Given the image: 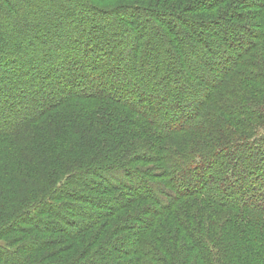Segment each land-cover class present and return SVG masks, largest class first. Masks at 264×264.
<instances>
[{"label": "trees", "instance_id": "1", "mask_svg": "<svg viewBox=\"0 0 264 264\" xmlns=\"http://www.w3.org/2000/svg\"><path fill=\"white\" fill-rule=\"evenodd\" d=\"M168 1L93 10L87 0H0V16L13 21L5 29H15L8 40L0 38L4 137L82 98L117 105L116 122L96 130L127 135L122 147L133 152L123 157L110 150L114 156L99 164L56 158L63 170L46 197L56 190L72 198L66 185L93 168L109 182L102 190L107 196L85 200L96 206L81 212L90 222L65 220L75 230L47 228L36 215L61 218L59 206L46 198L33 203L0 230L22 235L35 223L33 231L50 233L44 243L54 250L45 252L42 239L32 244L23 235L0 243V264H264V0H201L211 3L201 6L204 13L217 11L218 18L202 24L188 18L184 4L179 14L168 11ZM183 21L208 52L189 39ZM202 27L221 33L207 36ZM205 79L210 87L203 89L198 82ZM140 163L149 167L127 166ZM23 220L29 228L19 226ZM59 234L64 241L53 237ZM84 234L88 238L78 241L85 246L58 248ZM22 251L40 257L22 260ZM66 251L70 258L60 259ZM102 255L110 260L97 262Z\"/></svg>", "mask_w": 264, "mask_h": 264}, {"label": "rangeland", "instance_id": "2", "mask_svg": "<svg viewBox=\"0 0 264 264\" xmlns=\"http://www.w3.org/2000/svg\"><path fill=\"white\" fill-rule=\"evenodd\" d=\"M87 1L93 10L97 8H99V10H113L117 7L134 5V3L131 2L138 0H112L110 2H95L92 0ZM183 4L185 6V10H187L186 12H188V18L193 19L198 24H202L203 22L209 23L210 21L218 19L216 10H214L216 12L204 13L206 11L205 9H202L203 7L201 6L209 7L211 3H206L204 5L201 3V0H185L182 4L181 0H169L168 11L179 14L181 11H184L182 9L180 10ZM242 6H244V4H238L236 8L240 9ZM177 7L180 8L177 9ZM196 7L198 8L195 9ZM174 8H176V10H174ZM17 19L20 18L17 17ZM92 19L98 21L97 16L93 17ZM11 22L13 21L9 16L1 14L0 38L8 40L12 35V32L15 31V29L13 30L10 27L8 30L5 29V25H10ZM185 23L186 22L183 21L181 26L187 33L188 37L190 35L189 39L193 43L198 44L199 49H204L206 52H208V50L204 48V44L200 43L199 38L197 39L196 34H192L191 32L187 31V24ZM160 29L162 31L161 33L163 37L168 36L165 28ZM201 29L207 36H216L218 33H221L220 29L216 30L214 27H202ZM43 36L44 35H42V37ZM28 42H30V40L27 37L26 39H23L22 44L26 45ZM14 47L15 46H10L9 50L15 51L16 49H14ZM176 56H178V59L180 60L181 57L179 55ZM195 57V54H190V62H195ZM200 68L204 69V72H208L214 76L216 75L215 72H212L209 67H206L203 64H200ZM172 76L176 75L173 73ZM187 78L191 79L189 75ZM198 83L203 89L210 87V82H208L207 79ZM173 87L175 86L173 85ZM15 90L16 89L14 88L12 92ZM23 91L27 90L24 89ZM23 91H20L19 93H22ZM75 100L76 103H73L74 107L70 110H63V112L54 113L58 115L53 116V114L47 121L37 123L34 126L31 124L32 127L28 126L27 124V126L31 128L25 129L27 128L25 127L24 129L16 132V134H12L11 136L9 135V137H4V134L7 132L3 133L0 131V226L8 223L17 214L22 213L23 210L29 208L33 203L39 202L41 199L45 200V198L47 201L59 206V211H61L60 213L62 214L61 218L59 216L54 218L53 216L46 217L36 215L38 219L44 220V222L47 224V228L53 227L54 224H57L62 228L72 229L73 227L68 226L65 223V220L75 221L78 224H86L90 222L88 218L84 217V214L86 211L93 212L96 206L94 201L85 200L88 198L101 200V198H103L102 196H107L102 194V190L107 189L106 186H109V182H105L103 177H99L100 174L98 172V168H93L90 172L84 175L85 177L81 175V177H79L77 180L66 185V188L69 190L71 189L72 192H74V196H71L72 198L69 196L72 194L69 193L68 195V192L67 194L65 192L66 196H64L62 193H59L56 190H54L50 196L46 197V194L55 187L54 184L58 179H60V171L63 170V167L55 166V159L59 158L61 160L58 163L70 162L72 164H76V162H87L94 160L92 162H98L97 164H99V162L105 161L107 155H111L112 157L114 156L110 153V150L113 149L118 150L121 154H123V157L131 155V153L133 154L132 151L129 152L126 150V148L122 147L126 145L124 142L128 141L127 135L109 137L110 135L107 134L105 136H100V131L96 130V127L100 126V123L107 124L106 121L116 122L115 116L119 117V114L117 113L118 109L115 108L117 105L110 103L111 106H105L103 102L100 103V101H86L82 98H75ZM126 110L127 109L122 108L120 109V113L122 114L127 112ZM66 116L74 118L70 121L71 123L62 122V119ZM126 128L130 129V126L126 125ZM101 142L104 144L101 145ZM119 147L124 149H120ZM102 149L105 150L99 151ZM115 159L118 160L117 157H115ZM119 161L122 162V159L119 158ZM127 166L149 167L146 165V163L129 164ZM68 170L69 168L67 169V172ZM70 170L79 171L81 169L70 168ZM118 194L121 195L120 192H118L117 195ZM60 197H63V200H58ZM49 215L51 214L49 213ZM48 221H50V223H48ZM28 222L29 221L27 220V223ZM27 223L23 220L21 223H19V226H26L29 228L26 225ZM33 227H35V223ZM33 227L31 229L29 228V231L22 235L20 231H17L14 228H8L6 231L0 230V243L9 244L8 242H11L13 238H16V240L23 239V235H25L27 239L29 238L28 241H32V244L35 243V240L42 239V241L38 242L48 245L44 246V251L46 252L49 250L52 252L55 246L44 243L46 238L51 237L50 233H47L43 229H37L36 231H33ZM41 227L43 228V226ZM98 228V226L94 227L90 235L94 234ZM53 237H56L60 241L65 240L63 234L55 235ZM80 238L81 239L69 241L68 244H61L58 248L60 249L61 247H64V250H66L68 245L85 246L86 242L80 243L78 240L87 239V235L84 234ZM12 244L14 245L11 246L15 248L18 246L16 243L12 242ZM17 244H19V242ZM46 247L48 248L45 249ZM86 253L89 252L87 251ZM29 255V253L27 254L25 251H22L21 259H35L40 257L39 254L37 256L33 255V257H29ZM71 255V252L66 251L63 252L59 258L67 259L70 258ZM97 259L101 260H97V262H107L110 260V257H105V255H102L99 258L97 257ZM118 259L114 257L112 261L118 263Z\"/></svg>", "mask_w": 264, "mask_h": 264}]
</instances>
